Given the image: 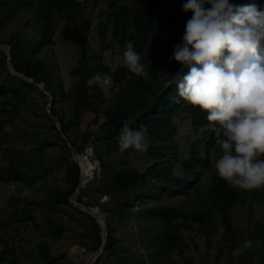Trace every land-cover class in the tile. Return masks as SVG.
Instances as JSON below:
<instances>
[{"label":"trees","instance_id":"obj_1","mask_svg":"<svg viewBox=\"0 0 264 264\" xmlns=\"http://www.w3.org/2000/svg\"><path fill=\"white\" fill-rule=\"evenodd\" d=\"M230 3L256 4L260 11H264V0H230ZM109 7L107 21L100 24L104 29L101 31L102 37L106 36L110 25L113 26L116 41L109 47L114 49L116 45L119 46L122 57L125 43L134 41L135 51L141 55V63L149 74L147 81L122 66V61L112 68L101 55L90 49L88 31L91 21L87 17L86 1L0 0V28L28 10L37 14L36 22L40 24L41 33L40 41L34 45L27 44L20 31L7 42L0 41V44L7 43L11 47L12 64L19 73L44 84L45 89L52 94V115L60 121L63 133L77 152L85 154L90 144H93L92 160L100 163L96 186L102 195L109 196V200H85L83 190L77 200L88 207H100L107 213V243L95 264H155L157 257L165 264L171 255L184 257L187 253L184 229L190 228L189 221L198 223L208 239L217 233V219L224 227L225 239L236 236L231 210L242 197L216 174L208 191V203L193 215L172 203L152 205L147 201L149 194L159 193L158 188L162 193L172 190L173 194H182L192 185L195 194H199L201 181L205 177L202 173L212 169L210 151L219 145L215 143V134L209 126L208 113L182 99L176 102L179 98L175 84L176 72L183 71L186 74L188 69L172 59L174 46L183 42L185 24L193 13L170 9L168 0L123 5L111 1ZM210 7L206 5V8ZM74 17L81 22H76ZM64 19L73 20L80 43L78 65L70 72V76L77 80L68 90L61 76L55 77L52 66L36 56L42 46L56 43L53 37ZM148 45L153 49L150 55L147 53ZM97 72L112 76L110 96L101 88L102 82L92 87L87 85L88 78ZM0 98V157L3 161L0 183L15 182L32 187L51 173L48 169L64 168L67 187L50 188L45 200L30 205H44L50 210L44 236L53 240L61 238L66 232L65 226L58 221L57 213L71 216L77 222L73 213L83 215L85 221L81 227L86 233L94 231L92 237L96 239L93 251H96L102 245V228L91 214L70 201L80 183L82 168L73 160L72 149L48 113L50 97L33 83L13 75L8 68L7 54L1 49ZM24 111L42 118L43 127L49 125L59 141L47 142L28 150L12 145L1 149V144L11 141L6 126ZM88 113L94 115V119L84 125ZM187 114L191 116L190 124L195 131L184 161L174 141L179 130L175 119ZM127 120L133 121L130 125L133 129H146L150 163L143 171L113 153L118 150L129 155L134 151L131 147L122 150L118 143L120 130ZM92 126H98L99 132ZM207 132L208 136L205 135ZM203 141L206 143L203 144ZM55 146L61 147L62 151L56 152V158L55 152L51 154L49 164L45 153L47 148ZM179 166L184 169L183 176L176 172ZM14 216L16 221L19 218V223L32 222L39 226L35 215L26 206L16 209ZM133 222L138 228L136 234L131 230ZM139 234L143 235L140 237ZM135 235L139 242L133 239ZM139 249L147 254L144 255ZM10 255H15V246L5 243L0 252V263L10 260ZM39 255L44 264H59L60 258L52 254L47 239L39 242ZM184 260L185 264H190L187 259Z\"/></svg>","mask_w":264,"mask_h":264},{"label":"rangeland","instance_id":"obj_2","mask_svg":"<svg viewBox=\"0 0 264 264\" xmlns=\"http://www.w3.org/2000/svg\"><path fill=\"white\" fill-rule=\"evenodd\" d=\"M82 1H86L87 17L91 21V27L88 31L90 49L101 55L106 64H109L112 68H116L123 57L120 54L119 46L116 45L114 49L109 47V44L116 41L113 37V26L110 25L104 38L101 35V31H104V29L100 26L102 21H107L106 14L110 9V2L115 1L119 5H123L147 0ZM184 2L185 0H168V5L172 10L183 9L182 4ZM36 18V13H30L26 10L19 17H16L0 28V41L7 42L13 35H16V33L20 31L26 39L27 44H36L41 39L40 24L36 22ZM72 21L66 19L62 20L53 37L56 43L42 46L36 54L37 57L45 59L52 66L55 77L61 76L67 90L77 80L70 76V72L78 65L80 56L79 33L76 29V25L72 23ZM75 21L81 22L78 18H75ZM152 52L153 49L151 45H148L147 53L150 55ZM117 54L121 56V61H116L114 59V56ZM111 86V83L109 85H104L102 82L101 84V88L107 91V96L111 95L109 92ZM1 101L2 98H0V102ZM93 119L94 115L88 113L84 118V125H86V123L88 124L89 121ZM190 120V114L175 119L179 130L174 141L178 144L179 151L183 155L184 161H186L188 156L189 141L191 137L194 136L195 131V128L190 124ZM92 128L99 132L98 126H92ZM5 130L9 133L11 141L3 145L1 144V149L12 145L15 148L28 150L29 148L32 149L42 146L47 142L54 143L59 141L56 132L51 130L49 125L43 127L42 118L36 117L30 111H24L17 115L13 122L6 126ZM208 134L207 132L205 135L208 136ZM202 135L203 132L200 133V136ZM205 143L206 141H203V144ZM58 151H62V148L58 146L47 148L45 155L47 157L46 161L49 164L51 163L49 156L55 152L54 158H56V152ZM113 153H116L118 157L128 160L129 165L135 166L141 171L150 163V155L147 152L134 149L129 155L123 154L122 151L118 152V150ZM85 154H87L89 160L96 165V168L90 180L83 185L82 194L85 200L92 198L105 202L109 200V196L102 195L96 186L100 165L98 161L92 160L94 156L92 143L85 151ZM220 155L221 149L219 146L210 151L209 158L212 169L208 173H202L205 177L201 181V190L199 194H195L192 185L188 186L185 189L186 193L182 194H173L172 190H165L162 193L160 192V188H158L159 193L149 194L147 196V201L150 204L152 203V205L157 203L160 204V202L172 203L190 212L191 215L196 211L204 209L206 203H208V191L212 183L213 175L217 174L215 165ZM257 159L264 160V156H258ZM115 163L118 164V160H116ZM2 166L3 161L0 157V168ZM119 169L120 167L117 168V170ZM48 170L51 173L46 175L44 180L36 182L32 187L17 184L15 182L0 183V238L4 240L1 241L0 239V252L4 248L5 243H10L15 246V255H10V260L0 264H44L39 255V242L43 239H47L50 242L52 254L60 258L59 264H85L87 259L95 252L93 251V247L96 238L92 237L94 231L91 230L86 233L83 230L81 225L82 222L85 221L84 216H80L76 212L73 214L81 224L75 221L71 216L57 213L59 223L63 224L66 228L65 234L57 240H53L49 236H44V232L47 230L46 228L48 226L47 218L50 210L44 205L37 207L36 205L31 206L30 204L32 202L45 200L47 191L50 188L59 189L67 187L64 168ZM176 172L178 175L183 176L184 169L179 166ZM231 186L236 189L242 197L240 202L233 206L231 210L234 226L237 230L236 236L225 239L224 227L220 219H217V233L208 239L202 230L203 228H201L198 223L189 221L188 224H191L190 228L185 227L184 229L185 243L188 246L187 253L184 257L173 254L166 259L165 264H185L184 258L187 259L190 264H264V186L251 190L240 189L235 185ZM77 198L76 201H78ZM23 206L30 208L31 213L35 215L36 221L39 224L38 227L33 225L32 222L19 223V218H17L16 221L14 213L16 209L22 208ZM93 208L101 210L100 207ZM101 212L104 220H106L107 213H104L102 210ZM136 213L137 212L134 214ZM131 230L135 234L137 233L138 228L134 222ZM139 235L141 237L143 234ZM135 236L136 238L133 239L139 242L138 236ZM134 240H132V243H134ZM247 240L253 242L252 248L246 250L242 255H232L233 251L236 248L242 247ZM140 252L144 255L147 254L146 251L142 249ZM157 258L155 264H162ZM11 259H14V261Z\"/></svg>","mask_w":264,"mask_h":264},{"label":"clouds","instance_id":"obj_3","mask_svg":"<svg viewBox=\"0 0 264 264\" xmlns=\"http://www.w3.org/2000/svg\"><path fill=\"white\" fill-rule=\"evenodd\" d=\"M206 5H211L206 8ZM192 12L183 42L174 46L172 59L188 69L176 72L177 103L184 100L208 113L215 143L221 149L217 174L240 189L264 186V11L256 4L236 5L230 0H185ZM121 61L119 54L114 56ZM135 51L134 41L124 45L122 66L146 81L148 72ZM112 83V76L97 72L87 85ZM124 121L119 147L147 152L146 129H133ZM251 240L236 248L242 255Z\"/></svg>","mask_w":264,"mask_h":264},{"label":"water","instance_id":"obj_4","mask_svg":"<svg viewBox=\"0 0 264 264\" xmlns=\"http://www.w3.org/2000/svg\"><path fill=\"white\" fill-rule=\"evenodd\" d=\"M0 49L1 50H4L5 53L7 54V57H8V68L10 70V72L19 77V78H22L30 83H33L36 87H38L39 89H41L45 94H47L49 97H50V103L48 105V113L50 115L51 118H53L55 120V123H56V126H57V129L59 130V132L61 133L62 137L66 140L68 146L72 149V154H73V160L76 161L80 166L81 164L77 161L76 157L77 156H82L86 159V162L89 163V158H88V155L87 154H80L77 152V150L73 147L72 143L69 141V139L65 136V134L63 133L62 131V126H61V123L60 121L55 118L53 115H52V112H51V107L53 105V96L50 92H48L46 89H45V86L44 84L42 83H37V82H34L32 79L28 78L27 76L19 73L13 66L12 64V55H11V47L8 45V44H0ZM100 165V163H99ZM82 168V166H81ZM84 176H85V172H84V169L82 168V172H81V177H80V183L78 185V188L77 190L75 191V193L73 194L72 198L70 199L71 203L86 211L87 213L91 214L97 221V223L100 225V227L102 228V245L99 249H97L89 259H87V264H95L97 259L99 258V256L104 252L105 250V247H106V243H107V234H108V231H107V227H106V222L103 224V222L99 219V218H96L92 212H91V207H88L84 204H81L79 203L78 201H76V198L78 196V194L81 192L82 188H83V181H84Z\"/></svg>","mask_w":264,"mask_h":264},{"label":"bare ground","instance_id":"obj_5","mask_svg":"<svg viewBox=\"0 0 264 264\" xmlns=\"http://www.w3.org/2000/svg\"><path fill=\"white\" fill-rule=\"evenodd\" d=\"M76 159L81 164V166H82V168L84 169V172H85L84 181H83V185H84L92 177L93 172H94V170L96 168V165L93 162H91L90 160H89V163H87L86 159L84 157H82V156H77ZM91 212L96 218H99L103 222V224L106 222V220H104V217H103V214H102L101 210H99L98 208L91 207ZM85 264H87V261H86Z\"/></svg>","mask_w":264,"mask_h":264}]
</instances>
